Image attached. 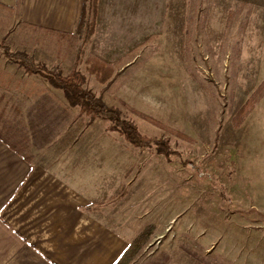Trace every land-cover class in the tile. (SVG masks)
I'll list each match as a JSON object with an SVG mask.
<instances>
[{"label": "rangeland", "instance_id": "obj_1", "mask_svg": "<svg viewBox=\"0 0 264 264\" xmlns=\"http://www.w3.org/2000/svg\"><path fill=\"white\" fill-rule=\"evenodd\" d=\"M141 16L139 51L109 81L99 84L83 62L77 69L105 104L196 168L130 144L72 105L55 149L109 195L131 241L151 225L127 264H264V0H164Z\"/></svg>", "mask_w": 264, "mask_h": 264}, {"label": "crops", "instance_id": "obj_2", "mask_svg": "<svg viewBox=\"0 0 264 264\" xmlns=\"http://www.w3.org/2000/svg\"><path fill=\"white\" fill-rule=\"evenodd\" d=\"M81 5L82 0H0V42L47 68L61 70L70 61L72 69L77 49H61L46 36L73 32ZM163 5L164 0H98L86 54L116 65L135 57L142 7ZM69 109L60 88L0 49V264H114L132 242L123 216L114 209L110 214L109 195L94 192L92 175L55 149Z\"/></svg>", "mask_w": 264, "mask_h": 264}, {"label": "trees", "instance_id": "obj_3", "mask_svg": "<svg viewBox=\"0 0 264 264\" xmlns=\"http://www.w3.org/2000/svg\"><path fill=\"white\" fill-rule=\"evenodd\" d=\"M98 0H82L81 11L73 32L64 33L67 39L71 37L77 42V53L74 66L67 74H62L58 69L47 68L43 63L36 62L34 58L25 52L12 51L8 45L0 42V49L5 56L23 66L26 71L38 73L48 80L54 87L60 88L69 105L78 106L79 113L107 119L111 122L113 129H116L126 141L136 147H151L166 157L175 156L184 164L196 166L189 160L183 158L181 151L173 148L167 138L150 137L141 133L136 124L120 115L117 108L108 106L91 89L84 86V75L77 69V64L84 63V69L89 75H93L99 84H104L114 75L116 64L103 61L97 56L85 55V48L92 34L96 29ZM243 4V3H242ZM241 9V4L237 11ZM70 39V40H72ZM147 119H151L146 117ZM187 138V136L184 135ZM126 188L122 187L115 194V199H120L126 194ZM151 225L142 229L127 247L125 253L114 264H127L133 255L140 250L147 242Z\"/></svg>", "mask_w": 264, "mask_h": 264}]
</instances>
